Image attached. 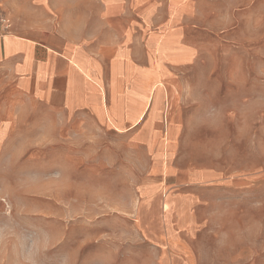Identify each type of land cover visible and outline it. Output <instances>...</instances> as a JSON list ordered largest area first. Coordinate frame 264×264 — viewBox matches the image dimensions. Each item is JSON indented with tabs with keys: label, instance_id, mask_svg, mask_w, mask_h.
Listing matches in <instances>:
<instances>
[{
	"label": "rangeland",
	"instance_id": "obj_1",
	"mask_svg": "<svg viewBox=\"0 0 264 264\" xmlns=\"http://www.w3.org/2000/svg\"><path fill=\"white\" fill-rule=\"evenodd\" d=\"M40 1L39 18L41 8L47 9V0ZM155 1L156 10L155 3L144 10L145 17L155 10L149 38V120L153 125L154 116L162 114L163 133L151 162L153 157L170 159L168 168L177 181L161 184L171 188L166 195L175 205L198 196L201 228L192 230L189 239L183 235L186 242L197 243L205 254L224 252L232 262L222 264H264V0H170V16L183 14L175 26L181 36L166 32L164 2ZM96 4L82 0V7L92 12ZM56 19L60 22L62 14ZM180 38L195 47L196 55L172 68L166 137L160 79L166 61L188 60L191 48ZM75 57L70 62L95 82V65L86 56L79 63ZM7 114L8 149L0 163V264H160L156 240L141 229L137 214L141 209L144 223L152 222L162 201L151 197L141 203L132 188L138 177L157 174L146 153L120 144L118 191L86 203L82 122L50 127L10 101ZM169 120L176 132L171 133ZM154 140L151 135L150 142ZM194 169L211 172L219 181L186 186V173ZM155 180L151 185L159 186Z\"/></svg>",
	"mask_w": 264,
	"mask_h": 264
},
{
	"label": "crops",
	"instance_id": "obj_2",
	"mask_svg": "<svg viewBox=\"0 0 264 264\" xmlns=\"http://www.w3.org/2000/svg\"><path fill=\"white\" fill-rule=\"evenodd\" d=\"M38 1L0 0L10 27L6 35L0 36V163L6 158L8 149V101L19 103L28 117H42L50 127L80 121L82 201L87 203V199L116 194L120 144L127 151L144 152L149 158L148 165L152 164L157 174L138 177L132 188L138 192L141 203L151 197L162 201V206L153 210L150 223H144L141 209L135 211V215L138 212L141 229H146L147 234L156 240L159 252L155 260L160 264L232 262L224 257V252L205 254L197 243L192 247L186 242L183 235L189 239L192 230L201 228L196 222L198 196L184 197V205H175L176 200L166 195L171 188L166 190L167 185H164L168 181H177L175 172L168 168L170 159L153 157L152 162L150 159L151 151L156 152L163 133L162 114L154 116L153 125L149 120L152 100L149 38L151 18L158 1L95 0L98 4L92 12V9L82 7V0H47V9L41 8V18L38 17ZM108 1L111 5L107 7ZM162 2L166 32L181 36L175 26L183 14L171 17L170 0ZM151 3H155V10L145 17L144 10ZM25 6L31 8L25 9ZM27 11L29 16H23ZM60 14L62 19L58 22L56 16ZM183 44L191 48L186 53L188 60L177 64L166 61L167 71L160 79L164 91H160L158 101L161 104L165 101L166 137L167 117L170 116L166 98L172 95L173 90L169 86L175 81L172 68L189 63L196 55L193 45ZM74 54L78 63L82 56H86L95 65V82L70 62ZM170 123L173 127L171 133L176 132L177 126ZM151 135H155L153 143L150 142ZM112 137H121L126 142L120 143ZM216 178L211 172L194 169L187 171L185 185L199 188L219 181ZM152 179L160 185H151ZM107 182L111 183V188L107 187ZM99 201L102 200H94L95 204Z\"/></svg>",
	"mask_w": 264,
	"mask_h": 264
},
{
	"label": "built area",
	"instance_id": "obj_3",
	"mask_svg": "<svg viewBox=\"0 0 264 264\" xmlns=\"http://www.w3.org/2000/svg\"><path fill=\"white\" fill-rule=\"evenodd\" d=\"M9 28V19L0 5V36L6 35L9 31Z\"/></svg>",
	"mask_w": 264,
	"mask_h": 264
}]
</instances>
